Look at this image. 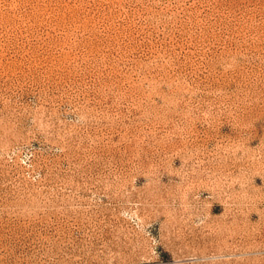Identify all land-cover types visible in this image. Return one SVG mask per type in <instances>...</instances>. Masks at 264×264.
I'll return each mask as SVG.
<instances>
[{
	"label": "rangeland",
	"instance_id": "rangeland-1",
	"mask_svg": "<svg viewBox=\"0 0 264 264\" xmlns=\"http://www.w3.org/2000/svg\"><path fill=\"white\" fill-rule=\"evenodd\" d=\"M0 264H264V0H0Z\"/></svg>",
	"mask_w": 264,
	"mask_h": 264
}]
</instances>
